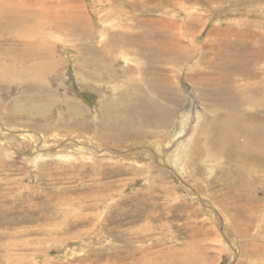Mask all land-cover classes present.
Here are the masks:
<instances>
[{"label": "rangeland", "instance_id": "374dc122", "mask_svg": "<svg viewBox=\"0 0 264 264\" xmlns=\"http://www.w3.org/2000/svg\"><path fill=\"white\" fill-rule=\"evenodd\" d=\"M0 9V264H264L263 152L220 141L264 118V0ZM232 59L263 73L222 76Z\"/></svg>", "mask_w": 264, "mask_h": 264}, {"label": "bare ground", "instance_id": "6f19581e", "mask_svg": "<svg viewBox=\"0 0 264 264\" xmlns=\"http://www.w3.org/2000/svg\"><path fill=\"white\" fill-rule=\"evenodd\" d=\"M3 11H4V9H3ZM242 44H241V48L244 49L242 47ZM235 47H237V46H235ZM255 48L256 47L250 48V51H252V54H253V55L251 54V56H254V57L258 58L257 60L260 59L259 61L264 62V51L259 53V50L256 51ZM237 49H238L237 50V54L239 56L243 55V54L244 55H248L247 53H245L243 51L239 52L240 46H238ZM239 60L232 59L230 62H227L228 63L227 71L224 74H222V76L227 77L229 75L230 77L235 78L236 77V73L237 74L238 73H247V74L250 73V74H253L255 77H260L262 75V73H263L262 71H259L258 74H257V70H258L259 67L256 68L255 70H251V69L247 70L249 66L248 67H245L246 65H239L238 66ZM241 66H243V67H241ZM261 68L264 69L263 67H261ZM222 80H223V78H221V77H218V78H215V79L211 80V85H212V87H214V91L221 92V91H219L220 88L218 87V83L222 82ZM262 84L258 83L257 86H255L253 88V91H250L251 98L249 100H251L253 97H264V86H261ZM242 89L243 88L239 87V85L235 86V90L236 91H241ZM218 92H216V93H218ZM254 113H255V115L253 113L250 114V115H253V119L255 121H260L261 117H258V112H254ZM240 116L242 117V114ZM237 117H238V113L237 112L235 114L232 113L229 116V118L224 119L222 121V123H224L226 125V127L224 129H228V131H226V132L224 131L222 134H220V141L223 143V145L231 141L230 144H231V146H233L234 144H237V142H240L239 137L244 134L243 136H245L246 138H245V141H244L243 145L245 147H251L252 149L257 150V152H260V151L263 152V156H264V130H262L263 132H261V129L264 128V124H260V125H257V126L255 125L254 126L253 123L255 124V122H254L253 119L245 118V119L242 120V126L243 127L241 128V126L238 125L239 122H236V124L234 122V121H236ZM182 118L183 119L180 121V125H179L180 126L179 127V131H178L179 134L184 132L185 130H187L186 128H188V126L190 124V121H191L190 112L186 113L185 116H183ZM261 120L263 121L264 118H262ZM194 122L195 123L192 124V130L189 131L190 132L189 133V139L187 140V142H185V146L182 143V148L180 150L181 152H178V154H176L175 157H174L173 162H175L176 165H177V163L180 160H183V161H187L188 160V161H190L193 158L192 155H193L194 151L199 147V146L197 147V143H198V141H200V137L202 135H204L205 129L208 127L210 121L206 120V118L201 113L196 112V115H195V118H194ZM260 126H262V127H260ZM249 130H250V133H249ZM231 154L233 155V158L236 159V161H238L237 157H239V155H240L239 151L238 152L234 151ZM236 154H238V155H236ZM176 165L174 167H176ZM257 165H258V167H262L259 164V162L257 163ZM259 169L261 170V168H259ZM263 170H264V168H263ZM89 223H91V222H89Z\"/></svg>", "mask_w": 264, "mask_h": 264}]
</instances>
